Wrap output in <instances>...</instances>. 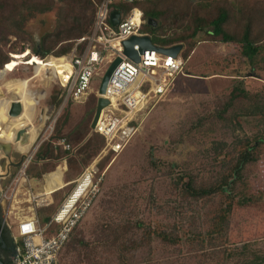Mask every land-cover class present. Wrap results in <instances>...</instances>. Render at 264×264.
Returning <instances> with one entry per match:
<instances>
[{"label": "rangeland", "instance_id": "374dc122", "mask_svg": "<svg viewBox=\"0 0 264 264\" xmlns=\"http://www.w3.org/2000/svg\"><path fill=\"white\" fill-rule=\"evenodd\" d=\"M11 1L8 3L17 5L23 0ZM227 2L233 4L235 10L238 6L246 11L254 9L264 18V0ZM74 7L77 8L75 14H79L80 7ZM70 11L73 9L54 0L49 11L35 13L33 18L26 19L28 13L24 9V20L20 21L21 18L8 10L3 23L4 39L0 42L2 56L10 62L14 60L10 54L24 52V49L33 52L34 43L40 44L42 39L45 47L55 44L54 34L65 32L69 27ZM230 30L239 31L235 26ZM196 40V47L184 63L172 92L141 117L138 130L128 144L117 155L102 154L104 144H101L88 158L84 154L82 158L76 155L70 159L73 162L67 170L59 167L63 165L61 158L36 161L34 155L49 138L43 139L47 137L48 124L53 125L52 135L70 132L83 110L94 105L93 100L82 106L60 102L59 107L63 105V108L59 111L58 107L55 112L52 105L57 104L58 88L53 74L45 71L53 70L60 62L48 60L33 67V64L23 65L29 61L24 58L16 59L17 65L4 70L5 65L1 69L4 71L0 75V140L18 152L13 153L12 160L19 162L12 168L3 191L27 160L26 177L35 181L33 187L19 189L14 206L20 209L29 206L32 210L28 212L32 211L41 224H45L71 189L72 181L94 165L99 193L60 252V264H124L125 261L128 264H246L254 252L264 255V208L245 206L235 210L227 223L226 237L236 243L235 248L241 250L243 245L247 248L244 257L225 261L221 256L226 253L225 247L220 240L203 247L198 244L166 247L156 240L143 244L141 234L132 229L137 220H143L152 225L181 224L192 231H203L208 211L217 198L180 199L172 189V179L177 174H188L197 186L207 185L225 174L236 161L242 141L264 137V70L251 69L241 58L239 45L211 43L204 31L197 34ZM182 46L180 54L185 50ZM233 88L244 91L248 102L236 101L223 112ZM52 98H55L53 102ZM44 100H47L46 106L42 104ZM10 101L22 106V114L17 118L7 115ZM36 106L41 117L33 122ZM247 106L254 108L256 115L243 118L240 115L236 119ZM193 124L200 125V130L194 134L188 130ZM27 126L26 135L16 142V132ZM86 129L83 141L73 145L76 150L91 136L89 128ZM257 157V161L243 166L240 179L233 183L239 202L258 189L264 190V147L257 151ZM172 164L176 173L169 172ZM4 165L7 166L5 161ZM46 192L51 193L48 195L51 201L35 207L39 203V198L35 197ZM3 204L6 206L7 202L3 200ZM121 242H136L140 246L136 250H121ZM202 248L205 249L200 250Z\"/></svg>", "mask_w": 264, "mask_h": 264}, {"label": "trees", "instance_id": "16d2710c", "mask_svg": "<svg viewBox=\"0 0 264 264\" xmlns=\"http://www.w3.org/2000/svg\"><path fill=\"white\" fill-rule=\"evenodd\" d=\"M53 1L54 0H23L20 4L15 5L8 3L12 2L11 0H0V42L4 39L3 28L5 26L3 27V23L6 21L5 18L8 10H10L11 15H14L18 19L21 18L20 21H23L24 9L26 13H28L25 15L26 19L33 18L35 13L43 14L49 11ZM57 1L70 7V10L71 8L73 9L67 16L69 23L67 31H59L54 34L57 42L49 47H45L43 42L44 39L40 41V44L34 43L33 52L36 54V58L33 57L31 61L23 65L28 66L33 64V67H38L48 60L60 62L62 58L58 57L68 54L77 40L90 33L96 6L101 0ZM227 1L228 0H147L123 6V8L128 10L132 7H137L141 10L143 20L145 21L141 28V32L148 35L150 40L153 39L151 42L156 46L169 47L177 44L184 45L185 50L180 54L183 63L186 62L191 51L196 47L197 34L204 31L208 37V41L211 43L239 45V54L243 61L246 62L251 69L264 70V18L260 17L258 12L256 13L254 9L246 11L241 9V6H238V10H235L233 4ZM74 6L80 7L78 11L79 14L77 15L75 14L77 8ZM37 7H39V9ZM148 20L155 21L156 27L153 28L148 25ZM258 24H261V26H258ZM231 26H235L239 31L230 30ZM49 36L50 35L47 34V37ZM60 43L62 44L57 48L56 45ZM47 55L51 57L40 60ZM22 57L23 55L13 56L15 59ZM52 57L58 58V61ZM14 65H17L15 60L8 62L7 58L3 57L0 52V71L4 66L5 70ZM4 70L0 72V75ZM244 94V91H241L239 88H233L228 96L223 112L229 110L236 101L242 100L248 102L247 100L249 97ZM54 99L55 98H52L51 101L53 102ZM90 100H93L94 105L92 107H86V109L83 110V113L78 119V123L70 132L51 134L46 141L42 142L34 155L36 161L61 158L62 162L65 161L67 170V166H70L73 162L70 159H74L76 155L82 158L84 154L86 158H88L92 153L96 152L97 147L99 148L101 144H104L103 137L93 133L77 150L73 146L83 141L88 132L86 127L90 130V124L94 116L97 101L95 96H92L85 105L88 104ZM240 115L242 118L250 117L256 115V111H254V108L247 106L245 110L239 113L235 118L238 119ZM198 129L200 130V125L193 124L192 128L188 130L194 134ZM61 142L69 146V150H66ZM260 147H264L263 136L242 141L238 145L239 156L236 161L225 170L227 171L225 174L218 176V178L207 185L197 186L193 178L188 174H177V176L172 179V189L180 199L189 198L195 201H204L217 198L216 204L212 205L208 211L205 228H202L203 231H192L181 224H173L170 227L160 223L152 225L143 220H137L133 224L132 229L141 234V238L143 237V244L156 240L166 247H178L182 244H187V246L198 244L203 247L207 243H216L220 240L225 247L224 252H226L224 253L225 256L221 255L223 261L230 260L229 258L232 259L236 256L244 257L247 246L243 245L241 250L235 248L236 243H233L226 237V228L227 223L236 209L245 206L255 209L264 208V190L261 192L258 189L256 193L249 194L248 198H244L242 202H239L232 188L233 183L240 179V172L243 166L249 162L257 161V151ZM86 158H83V160ZM169 169L170 173H176L173 164L169 166ZM34 182L35 181H31L32 184H34ZM35 193L37 194L38 190H35ZM1 220L0 214V222ZM4 234L5 236L3 239L9 243L10 239L7 235L8 232L5 231ZM139 246L140 244L136 242L132 244L121 242L119 244L120 249L126 251L136 250ZM203 249L205 248L200 250ZM208 249L210 250L211 247ZM124 264H128V261H125ZM246 264H264V255L254 252L252 258L248 259Z\"/></svg>", "mask_w": 264, "mask_h": 264}, {"label": "built area", "instance_id": "2783aa9c", "mask_svg": "<svg viewBox=\"0 0 264 264\" xmlns=\"http://www.w3.org/2000/svg\"><path fill=\"white\" fill-rule=\"evenodd\" d=\"M144 1L147 0H101L96 6L90 33L77 40L68 54L58 57L64 60L62 63L54 66L53 70L46 69L53 74L54 84L58 88V105L53 107L55 112L60 102L63 105L82 106L92 96L108 101L91 131V134L103 137L101 153L105 155H117L122 150L138 130L141 117L165 100L183 70L184 63L180 53L171 56L152 49L140 54L139 46L134 45L133 50L138 53V62L124 54V41L132 36L148 35L141 32L145 23L141 10L137 7L125 10L123 6ZM113 13L118 14L115 25L111 22ZM22 55L19 60L26 58L31 61L33 57L36 58V54L27 49L18 54H10L14 60L16 59L13 56ZM48 57L51 56L47 55L40 60ZM58 58L53 59L58 61ZM116 59H119V63L108 79L105 92L99 94L97 85L100 86V75ZM63 105L58 108L59 111ZM45 133L47 137L43 139L53 133L52 123L46 126ZM61 144L69 150V146L62 142ZM28 163L27 160L21 165L9 187L3 192V200L7 205L1 226L7 227L18 243L12 264H60V252L99 193L94 165L72 181L71 189L61 200L57 210L42 225L32 211L28 212L32 210L29 206L25 209L14 206L17 204L15 199L19 189L32 187L31 180L26 177ZM40 204L42 203L35 207H42Z\"/></svg>", "mask_w": 264, "mask_h": 264}, {"label": "water", "instance_id": "95a60500", "mask_svg": "<svg viewBox=\"0 0 264 264\" xmlns=\"http://www.w3.org/2000/svg\"><path fill=\"white\" fill-rule=\"evenodd\" d=\"M117 17H118L117 13H113L111 15V22L113 25H115L117 23ZM147 24L152 26L153 28L156 27V22L153 20H148ZM134 45L139 46V53L140 54H142L145 50L155 49L156 51H158L159 53H162L164 55L177 56L183 49L182 44L173 45V46L168 47V48L156 47L152 44L149 36H144V37L132 36L128 40L124 41L122 43V46H123L124 54L135 62H138L139 58H138V53L133 50ZM118 63H119V59L114 60L108 66L106 71L104 72V74L101 78L100 86H99V94H104L108 79H109L112 71L114 70V68L117 66ZM48 72H49L48 70L45 71V73H48ZM44 76H47V74H45ZM2 97H3V95H2ZM46 101L47 100L42 101V104H44L45 106L47 104ZM39 104H38V106H40ZM107 105H108V101L106 99H103V98L97 99L94 116H93V119H92L91 124H90V132L94 129L102 109L105 108ZM38 106L35 107V117H34L33 122L39 121L40 117H41V113L39 114V112H38ZM40 107H42V106H40ZM21 114H22L21 104L17 101H14V102L10 101V106H9L7 115L11 118H17ZM27 128H28V126L25 129L23 128V129H20L16 132V134H15V141L16 142H18L21 139V137L26 135V131H27L26 129ZM0 264H3L1 262V260H0Z\"/></svg>", "mask_w": 264, "mask_h": 264}, {"label": "flooded vegetation", "instance_id": "af4514ba", "mask_svg": "<svg viewBox=\"0 0 264 264\" xmlns=\"http://www.w3.org/2000/svg\"><path fill=\"white\" fill-rule=\"evenodd\" d=\"M13 153L15 154L18 152L11 149L8 144L0 140V214L2 219L0 222V260L3 264H12L18 249V243L13 239L11 232L7 227L2 228L1 226L5 217V206L3 204L4 184L11 175L12 168H16L17 165H19V162H14L12 160ZM3 161H5L7 166H2ZM5 231L8 232L7 235L10 239L9 243L3 239Z\"/></svg>", "mask_w": 264, "mask_h": 264}, {"label": "bare ground", "instance_id": "6f19581e", "mask_svg": "<svg viewBox=\"0 0 264 264\" xmlns=\"http://www.w3.org/2000/svg\"><path fill=\"white\" fill-rule=\"evenodd\" d=\"M64 60L62 59L61 61H60V63H62ZM31 185H32V187H33V184L31 183ZM49 194H51V193H44V194H41V195H39V196H36L35 198H39V203H42V202H44V201H51L50 200V197H48V195Z\"/></svg>", "mask_w": 264, "mask_h": 264}, {"label": "crops", "instance_id": "0c3cea01", "mask_svg": "<svg viewBox=\"0 0 264 264\" xmlns=\"http://www.w3.org/2000/svg\"><path fill=\"white\" fill-rule=\"evenodd\" d=\"M5 144H6V143H5ZM8 145H9V144H8ZM9 146H11V145H9ZM62 164H63V165H62V166H59V167H63L64 169H66V164H65L64 162H62ZM65 184H66V183H65ZM67 185H68V184H66V186H67ZM66 186H65V187H66ZM46 193H48V192H46Z\"/></svg>", "mask_w": 264, "mask_h": 264}]
</instances>
